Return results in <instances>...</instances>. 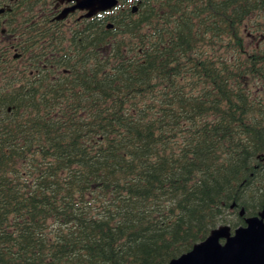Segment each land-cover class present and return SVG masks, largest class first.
<instances>
[{"label": "trees", "instance_id": "trees-1", "mask_svg": "<svg viewBox=\"0 0 264 264\" xmlns=\"http://www.w3.org/2000/svg\"><path fill=\"white\" fill-rule=\"evenodd\" d=\"M131 1L69 52L31 28L46 68L2 97L0 264H168L264 205V50H231L264 0Z\"/></svg>", "mask_w": 264, "mask_h": 264}, {"label": "flooded vegetation", "instance_id": "flooded-vegetation-1", "mask_svg": "<svg viewBox=\"0 0 264 264\" xmlns=\"http://www.w3.org/2000/svg\"><path fill=\"white\" fill-rule=\"evenodd\" d=\"M45 2L47 8L43 7ZM131 0H127L124 4L126 7L132 5ZM28 0H0V118L5 113H11V107L4 108L2 97L6 94H12L15 91H21L27 94L31 84H39L44 81L40 77L42 70H45V52L44 50L33 52L31 48L29 35L31 28L36 26L44 27L45 20L49 17L50 25L58 27V35L60 36V51L69 52L71 44H74V36L77 31L74 29L76 25H81L84 20L96 18L101 22H106L105 13H99L90 18H86V11L75 10L68 12L63 19L58 17L64 10L70 9L74 3L66 0H38L33 5ZM98 17V18H97ZM255 19H263V14H249L246 16V22L240 26L241 35L237 44L231 47L232 51L241 52L242 57L253 51L264 50V33H254ZM109 30V25H106ZM245 40L248 42L245 44ZM44 42V40H43ZM235 55H238L235 53ZM52 59V55L49 54ZM63 55L60 54L59 58ZM51 68V66H50ZM52 69H54L52 67ZM253 98L261 97L264 99V93L255 92ZM5 110V112H4ZM258 164L264 166V152L255 157ZM245 226V221H244ZM242 227V226H241Z\"/></svg>", "mask_w": 264, "mask_h": 264}, {"label": "water", "instance_id": "water-1", "mask_svg": "<svg viewBox=\"0 0 264 264\" xmlns=\"http://www.w3.org/2000/svg\"><path fill=\"white\" fill-rule=\"evenodd\" d=\"M74 5L58 17L63 19L68 12L86 11V18L104 13L116 7L118 0H66ZM134 6L132 12H136ZM110 27V26H109ZM243 210L240 211V215ZM245 226L231 233L229 226L213 229L202 242L193 246L191 251L168 264H264V205L260 213L246 218Z\"/></svg>", "mask_w": 264, "mask_h": 264}, {"label": "rangeland", "instance_id": "rangeland-1", "mask_svg": "<svg viewBox=\"0 0 264 264\" xmlns=\"http://www.w3.org/2000/svg\"><path fill=\"white\" fill-rule=\"evenodd\" d=\"M248 42V40H245V44Z\"/></svg>", "mask_w": 264, "mask_h": 264}]
</instances>
